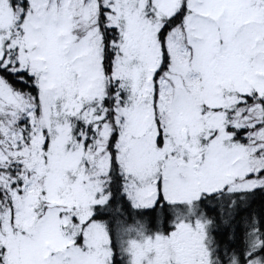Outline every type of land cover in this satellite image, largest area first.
Here are the masks:
<instances>
[{
    "label": "snow or ice",
    "instance_id": "snow-or-ice-1",
    "mask_svg": "<svg viewBox=\"0 0 264 264\" xmlns=\"http://www.w3.org/2000/svg\"><path fill=\"white\" fill-rule=\"evenodd\" d=\"M0 264H264V0H0Z\"/></svg>",
    "mask_w": 264,
    "mask_h": 264
}]
</instances>
